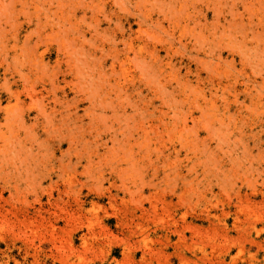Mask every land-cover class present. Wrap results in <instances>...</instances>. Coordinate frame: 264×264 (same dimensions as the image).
<instances>
[{"label":"rangeland","instance_id":"obj_1","mask_svg":"<svg viewBox=\"0 0 264 264\" xmlns=\"http://www.w3.org/2000/svg\"><path fill=\"white\" fill-rule=\"evenodd\" d=\"M41 1L0 0V264H264V0H68L64 43Z\"/></svg>","mask_w":264,"mask_h":264},{"label":"bare ground","instance_id":"obj_2","mask_svg":"<svg viewBox=\"0 0 264 264\" xmlns=\"http://www.w3.org/2000/svg\"><path fill=\"white\" fill-rule=\"evenodd\" d=\"M33 1V0H32ZM67 1L68 0H42L41 2H42V4L41 5H43L45 8H44V10L42 11L40 8H42V6L41 7H39L37 4H33V5H31L33 8H32V10H33V12L32 13H35V14H33L34 15V17H35V20L34 21H36V22H34L35 23V25L36 26H39L40 24V26L42 27V26H44V27H47V26H50V27H54L55 26V28H53L52 29V31L53 30H55V31H50V33L51 34H53L54 32V35L55 36H57L58 35V33H60L59 34V36H57V37H59V38H61L62 37V35H64V36H66L67 34H68V32H69V30H71V28H72V23L70 22L71 20L69 19V17H68V15H67V12L65 11L66 10V8H67ZM246 1V0H245ZM249 0H247V2H248ZM251 1H253V0H251ZM251 1H249V3L248 4H246V6H247V8H254V6H253V4H252V2ZM255 1V0H254ZM82 2V1H81ZM80 2V3H81ZM257 2H259V1H257ZM256 1H255V3L256 4H258ZM261 2V1H260ZM263 2V1H262ZM261 2V3H262ZM33 3V2H32ZM35 3H37V0H36V2ZM245 3V2H244ZM243 3V4H244ZM254 3V2H253ZM53 4H55L54 5V7H52V5ZM85 4V3H84ZM250 4V5H249ZM252 4V5H251ZM38 7H37V6ZM81 5H82V3H81ZM255 5V4H254ZM259 5V7H260V5H262V4H258ZM252 6V7H251ZM257 6V5H256ZM85 7V6H84ZM258 7V6H257ZM52 8H54L55 9V11L53 12V14H52V16L49 14V12L48 13H46V11L47 10H50V9H52ZM173 8V7H172ZM171 8V9H172ZM249 8V9H250ZM252 8V9H253ZM261 8V7H260ZM260 8H256L255 7V9L256 10H259ZM46 9V10H45ZM58 9V12L56 11ZM170 9V7H169V10H171ZM178 9V12H180L179 11V9H180V7L179 8H177ZM252 9H250V10H252ZM39 10H41V11H39ZM169 10H167V12L169 11ZM45 11V12H44ZM50 11H52V10H50ZM40 12H41V15H40ZM177 12V11H176ZM258 12V11H257ZM256 12V13H257ZM259 12H261V11H259ZM58 13V14H57ZM173 13V12H172ZM186 13V12H185ZM252 13V15L255 17V12H251ZM254 13V14H253ZM189 14V13H188ZM260 14H262V12L260 13ZM186 15H187V13H186ZM264 15V14H263ZM263 15L262 16H260V17H263ZM34 17H32L33 19H34ZM186 17H188V16H186ZM251 17L252 16H250V17H248L249 18V20L251 19ZM259 17V18H260ZM188 19H190V18H188ZM257 19V18H256ZM263 19V18H262ZM249 20L247 21V23L249 22ZM259 20H261V18L259 19ZM259 20H257V21H259ZM252 21V20H251ZM249 22V23H252V22ZM30 22V21H29ZM261 21H259L258 23H260ZM262 22H264V21H262ZM32 23H33V21H32ZM248 23V24H249ZM231 24V23H230ZM235 22L233 23V26L235 27L236 26V24L237 25H239L238 27H242V26H240V24H241V22H240V24L239 23H236L235 25ZM34 25V26H35ZM250 25V24H249ZM233 26H232V24H231V27L233 28ZM224 27V26H223ZM56 28H57V30H56ZM224 28H226V26L224 27ZM245 28V27H244ZM242 29H243V27H242ZM38 30V29H37ZM50 30H51V28H50ZM224 32V31H223ZM252 32H254V31H252ZM257 31H255V33H256ZM260 31H258V36L260 37H262V35H260L261 34V32L259 33ZM221 34H226V33H221ZM194 35V34H193ZM227 35V34H226ZM226 35L224 36V37H226ZM37 36L39 37V35L37 34ZM53 36V35H52ZM55 36H54V38H55ZM198 36V35H197ZM221 36V35H220ZM253 36V35H252ZM254 36H256V34H254ZM28 37L30 38V36L29 35H27V37H25V39H27L28 40ZM56 37V38H57ZM59 38H57V40H60ZM196 38V37H195ZM197 38H200V36L199 37H197ZM229 37H227L226 39H228ZM253 38V37H252ZM263 38V37H262ZM261 38V39H262ZM37 38H35V40H36ZM62 39V38H61ZM71 40H72V38H70ZM219 39H221V38H219ZM255 39V38H254ZM30 40V39H29ZM64 40H65V37H64ZM64 40L62 39V43H64ZM197 39H195V41H196ZM256 40V39H255ZM66 41V40H65ZM243 41V40H242ZM257 41V40H256ZM258 41H260L259 39H258ZM257 41V42H258ZM28 43H29V41H27ZM32 42H33V40H32ZM60 42V41H59ZM60 42V43H61ZM35 43V42H34ZM66 43V42H65ZM179 44L181 43V41L180 42H178ZM184 48V47H183ZM17 58H19V55L18 54H16V56H13V59H17ZM26 67V66H25ZM22 70L23 69H16L15 71H16V77H17V79L15 80L14 79V83L16 84L17 82H18V80L20 81L21 80V78L23 77V79H25V80H28V78H29V76L31 75V73H30V68H28V70H27V68H26V74L27 75H29L28 76V78H27V76L26 75H24V74H21L22 73ZM21 72V73H20ZM6 77V76H5ZM260 87H262V84H261V86ZM262 89V88H261Z\"/></svg>","mask_w":264,"mask_h":264}]
</instances>
